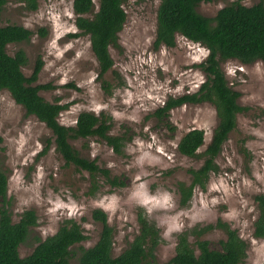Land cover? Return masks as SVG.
Listing matches in <instances>:
<instances>
[{"label": "rangeland", "instance_id": "1", "mask_svg": "<svg viewBox=\"0 0 264 264\" xmlns=\"http://www.w3.org/2000/svg\"><path fill=\"white\" fill-rule=\"evenodd\" d=\"M234 1H202L197 11L214 17ZM260 1L264 2L241 3L252 6ZM38 2V8L30 10L20 0H7L0 11V26L18 24L33 31L30 41L10 43L7 51L11 55L19 49L25 51L28 63L23 71L27 76L38 57L42 58L34 84L51 83L55 87L40 94L50 102L69 104L59 116L62 124L75 125L84 111L111 116L109 133L125 138L122 153L97 136L72 139L71 144L82 156L109 168L110 177L124 184L113 186L101 175L97 178L101 187L90 194V174L66 164L51 129L36 115H29L8 90L0 91V170L8 175L7 206L14 222L29 209L38 217V224L19 247L20 255H29L40 241L72 218L87 235L72 248L69 264H79L80 247L93 246L103 229L92 217V211L101 208L113 228V256L125 250L139 233V213L143 211L145 219L160 230L155 258L143 264H170L177 235L187 228L212 224L203 238L210 240L212 248H220L226 232L217 226L218 221L237 229L247 242L244 264H263L264 238L255 236L254 225L259 214L256 195L264 194V61L221 60L225 76L240 92L238 101L246 110L237 115V126L216 159L218 172L211 173L205 189L196 186L188 205L181 206L177 184H189V169L199 168L205 156L183 155L179 142L188 131L203 129L205 142L198 151L202 154L220 118L211 102L185 103L160 119L155 112L168 98L200 88L206 73L199 64L208 57L209 49L181 34L176 36L175 46L156 48L160 0H126L127 21L116 45L110 46L114 66L103 77L113 84L108 94L99 77L90 36L76 35L80 30L74 0ZM94 3L96 12L99 0ZM42 29L46 30L44 35ZM69 83L79 89L69 87ZM165 193L170 199H164ZM189 240L194 245V236ZM195 250L199 252L197 246Z\"/></svg>", "mask_w": 264, "mask_h": 264}, {"label": "trees", "instance_id": "2", "mask_svg": "<svg viewBox=\"0 0 264 264\" xmlns=\"http://www.w3.org/2000/svg\"><path fill=\"white\" fill-rule=\"evenodd\" d=\"M20 1L26 3L27 9L38 8L39 0ZM125 1L99 0L96 12H93L94 0H74L73 5L78 15L76 25L80 30L76 35L90 36L92 51L99 62V77L102 78V86L108 94L112 93L113 84L103 77L114 66L110 46L116 45L119 32L127 21V12L123 7ZM202 1L214 0H160L157 11L154 41L156 48L163 44L168 47L175 46L176 36L181 34L207 47L209 55L199 64L206 73V80L200 88L192 93L168 98L155 114L160 119L168 116L173 108L185 103L211 102L220 118L212 140L202 154L198 151L205 142L203 129L194 128L188 131L179 142L178 149L183 155L205 156L199 168L189 169L191 182L187 184L179 181L177 184L181 206L188 205L196 186L205 189L211 173L218 172L216 159L230 133L237 126V115L246 110L238 101L240 92L230 86L221 60L234 58L242 63L264 61L263 1L247 6L242 4L241 0H235L221 8L214 17L202 15L197 11V6ZM6 3L7 0H0V11ZM45 31L41 30L43 35ZM32 36L33 31L22 25L0 26V91L8 90L16 103L22 105L29 115H36L51 129L56 149L66 164H73L90 174V194H95L101 187L97 180L101 175L113 186L124 184L117 178L110 177L109 168L101 167L95 159L82 156L71 144L72 139L97 136L111 145L116 152L122 153L125 138L109 133L111 116L84 111L79 114L75 125L62 124L59 116L69 104L50 102L40 94L41 90L54 88L51 83L34 84L43 66L42 58L38 57L32 74L27 76L23 71V66L28 63L25 51L19 49L14 55L8 53V44L28 42ZM67 85L79 89L74 83ZM7 198L8 175L0 170V202L3 203L0 207V264H69L73 246L87 238L83 226L75 219H66L55 234L40 241L29 255L22 257L19 247L28 239L31 228L38 224V217L34 210L29 209L23 212L19 221L14 222L7 206ZM256 201L259 214L255 221L254 234L258 238H264V194L256 195ZM141 213L139 220L142 225L139 233L125 250L113 256L114 233L113 228L109 226L107 213L101 208L94 209L92 217L103 224V229L93 246L80 247L79 264H143L149 258L154 259L160 230L145 219L143 211ZM211 225L187 228L178 233L175 255L170 264H244L248 245L237 229L227 222L218 221L217 226L224 229L226 238L220 240V248H212L210 240L203 238V233L209 230ZM190 236L195 238L194 245L189 240ZM195 246L199 249L198 253Z\"/></svg>", "mask_w": 264, "mask_h": 264}, {"label": "clouds", "instance_id": "3", "mask_svg": "<svg viewBox=\"0 0 264 264\" xmlns=\"http://www.w3.org/2000/svg\"><path fill=\"white\" fill-rule=\"evenodd\" d=\"M72 31H76V29H75V28H73V29H72ZM70 46H71V45L69 44V47H70ZM56 55H57V56H59V55H60V53H59V52H57V53H56ZM164 199H165V200H168V199H170V197L168 196V194H167V193H165V195H164ZM145 203H146V201H145ZM70 215H71V213H70ZM173 227L179 228V225H173Z\"/></svg>", "mask_w": 264, "mask_h": 264}]
</instances>
